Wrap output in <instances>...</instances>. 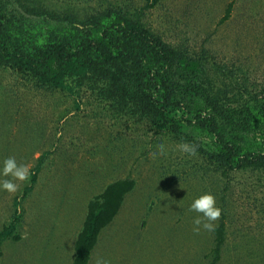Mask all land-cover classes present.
<instances>
[{
    "label": "rangeland",
    "instance_id": "obj_1",
    "mask_svg": "<svg viewBox=\"0 0 264 264\" xmlns=\"http://www.w3.org/2000/svg\"><path fill=\"white\" fill-rule=\"evenodd\" d=\"M55 9L122 6L173 44L207 48L238 86L264 84V0H43ZM183 142L149 121L116 110L96 92L68 82L48 88L0 65V170L14 156L30 168L15 194L0 189V264H69L51 249L65 225L42 218L56 192H103L129 179L113 218L98 233L87 264H208L215 232L193 231L195 198L211 193L225 240L216 264H264V172L222 175ZM165 154L152 157L157 146ZM4 179L0 176V180ZM215 226V227H216ZM53 230V232H51Z\"/></svg>",
    "mask_w": 264,
    "mask_h": 264
},
{
    "label": "trees",
    "instance_id": "obj_2",
    "mask_svg": "<svg viewBox=\"0 0 264 264\" xmlns=\"http://www.w3.org/2000/svg\"><path fill=\"white\" fill-rule=\"evenodd\" d=\"M138 11L117 5L55 9L43 0H0V65L48 88L85 85L116 110L195 145L196 153L222 175L264 172V84L238 86L232 71L211 59L207 48L165 41ZM132 186V180H118L89 202L73 264H87L98 233ZM214 232L208 264L220 258L223 220Z\"/></svg>",
    "mask_w": 264,
    "mask_h": 264
},
{
    "label": "clouds",
    "instance_id": "obj_3",
    "mask_svg": "<svg viewBox=\"0 0 264 264\" xmlns=\"http://www.w3.org/2000/svg\"><path fill=\"white\" fill-rule=\"evenodd\" d=\"M178 148L182 153L189 155L196 154V146L190 143H181L178 145ZM164 154V144L158 145L157 152L151 153L153 158ZM0 176L4 177V179L0 180V189L9 194H15L19 190L20 183L30 179V168L25 164L18 163L14 156H10L3 161ZM189 211L199 214L193 219V224L195 225L193 231L196 234H199L201 227L209 232L214 231L215 222L220 219L222 214V210L216 206L215 196L211 193H204L195 198L190 205ZM95 264H112V262L104 257H97Z\"/></svg>",
    "mask_w": 264,
    "mask_h": 264
},
{
    "label": "crops",
    "instance_id": "obj_4",
    "mask_svg": "<svg viewBox=\"0 0 264 264\" xmlns=\"http://www.w3.org/2000/svg\"><path fill=\"white\" fill-rule=\"evenodd\" d=\"M116 181L118 180H115L113 182ZM60 192L61 193L59 195H58V191L56 192L57 194L56 196H58L56 197V203L54 204L50 203L47 208L46 212L51 214L46 216L45 218H42V220L47 222V227H53L52 229H54L57 223L58 225L66 224L64 230V236H63L64 238L58 236V239L54 240L53 239L54 233H53V236L50 239L51 246L49 249H51L52 246H54V249L56 251H59L64 255H70L69 257H71V261L69 264H73L76 257V253H75L76 241L84 225V221L86 219L88 212L89 202L94 197L100 195L104 191L96 196L95 193L87 196H84L80 192L77 193L74 192L72 194H68L65 189L60 190ZM51 232H53V230H51Z\"/></svg>",
    "mask_w": 264,
    "mask_h": 264
}]
</instances>
